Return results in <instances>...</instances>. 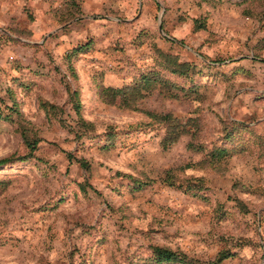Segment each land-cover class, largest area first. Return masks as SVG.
<instances>
[{"label": "rangeland", "instance_id": "rangeland-1", "mask_svg": "<svg viewBox=\"0 0 264 264\" xmlns=\"http://www.w3.org/2000/svg\"><path fill=\"white\" fill-rule=\"evenodd\" d=\"M156 49L209 75L102 100ZM0 151V264H264V0H0Z\"/></svg>", "mask_w": 264, "mask_h": 264}, {"label": "trees", "instance_id": "trees-1", "mask_svg": "<svg viewBox=\"0 0 264 264\" xmlns=\"http://www.w3.org/2000/svg\"><path fill=\"white\" fill-rule=\"evenodd\" d=\"M160 57L161 61L165 62L169 71L175 74H185L190 68V64L187 61L180 60L178 55H173L167 52H163L160 49L155 50ZM180 69H185L181 71ZM157 81H161V78L156 73H147L141 75L137 81H129L121 86H105L100 89V97L107 103L118 104L122 108H132L136 102L145 96L150 86ZM164 81V80H163ZM51 108H54L51 106ZM149 113V112H147ZM156 118L165 122L166 133L162 141L164 147H169L174 144L176 140L182 134L190 131L191 129L196 131L198 128V121L196 118H186L185 120L179 121L173 117L170 113L155 115ZM27 146L31 149L36 147L35 141H27ZM8 160L1 159L0 165ZM80 164L84 167H88L86 162L80 160ZM190 185V184H188ZM194 187V185H190ZM154 258L159 262H166L172 264H197L192 258L187 257L185 254L178 253L176 251L164 248L155 247L153 250ZM221 255L218 259L222 258ZM221 260V259H220ZM218 260L209 262L207 264H215Z\"/></svg>", "mask_w": 264, "mask_h": 264}, {"label": "clouds", "instance_id": "clouds-1", "mask_svg": "<svg viewBox=\"0 0 264 264\" xmlns=\"http://www.w3.org/2000/svg\"><path fill=\"white\" fill-rule=\"evenodd\" d=\"M180 70L183 71L185 69H180ZM151 71L160 73L161 79H167V77L165 76V73L169 71V68L166 66L165 62L162 61L160 66L152 68ZM186 71H188L192 75L193 78L191 81L185 78H180L176 80H171L169 81V83L179 88H191L193 86H200L202 82L204 81V77L209 75V72L203 69L202 67H191V68L186 69ZM97 131L101 133H105L106 135L105 128H99L97 129ZM233 132H234V136L237 142H239V139L243 134V129L236 126L233 128ZM114 134L116 135H121V134L137 135L139 134V130L134 129V130H130L126 132L122 128H115ZM225 143H227V141H225ZM3 155H4V152L0 151V156H3ZM99 234L103 235L102 233H99Z\"/></svg>", "mask_w": 264, "mask_h": 264}]
</instances>
